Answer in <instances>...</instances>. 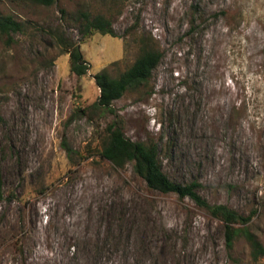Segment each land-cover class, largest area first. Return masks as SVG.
<instances>
[{
  "label": "rangeland",
  "instance_id": "rangeland-1",
  "mask_svg": "<svg viewBox=\"0 0 264 264\" xmlns=\"http://www.w3.org/2000/svg\"><path fill=\"white\" fill-rule=\"evenodd\" d=\"M82 12L115 36L82 39ZM0 15L22 26L0 35V264H264V0H0ZM143 47L162 54L148 82L92 107L94 75L118 77ZM111 123L248 223L227 242L220 218L101 158Z\"/></svg>",
  "mask_w": 264,
  "mask_h": 264
},
{
  "label": "trees",
  "instance_id": "trees-1",
  "mask_svg": "<svg viewBox=\"0 0 264 264\" xmlns=\"http://www.w3.org/2000/svg\"><path fill=\"white\" fill-rule=\"evenodd\" d=\"M17 1V0H13ZM34 4L49 7L56 0H24ZM22 31V26L10 16L0 15V35L5 38L6 43L11 42L12 34ZM78 31L81 38H87L98 32L102 35L114 37L111 23L101 15L92 16L88 13H80L78 16ZM69 54V70L71 73L82 76L86 73L88 66L82 59L81 53L76 46H66ZM162 54L153 48L143 47L141 53L132 65L122 72L118 77H112L106 69L94 75V81L99 89V97L92 104L97 109L110 110L114 101L130 89H137L146 84L160 61ZM101 147L96 153L103 159L111 162L115 167L122 168L131 163L134 173L140 177L147 188L162 194L173 193L178 198H188L197 207L207 210L213 217H218L226 228V241L232 240L235 232L234 225L248 223L250 216H241L224 205L208 204L198 193L199 184H179L171 181L162 171L158 160L157 144L153 142L131 141L126 138L121 128L114 123L106 127V135L101 139ZM65 150L69 152L65 146ZM3 180L0 173V201L3 199ZM252 236L248 234V237ZM230 245V244H227ZM255 249L254 256L264 257V249L256 242H252Z\"/></svg>",
  "mask_w": 264,
  "mask_h": 264
}]
</instances>
